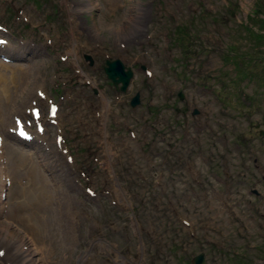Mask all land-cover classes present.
I'll list each match as a JSON object with an SVG mask.
<instances>
[{
    "label": "rangeland",
    "instance_id": "374dc122",
    "mask_svg": "<svg viewBox=\"0 0 264 264\" xmlns=\"http://www.w3.org/2000/svg\"><path fill=\"white\" fill-rule=\"evenodd\" d=\"M260 17L264 0H0V76L15 77L0 125L9 176L28 168L13 163L20 150L31 155L63 220L32 241L34 264H191L200 252L204 264H264ZM113 58L131 71L123 92L103 72ZM158 136L185 140L168 157ZM16 183L4 181L2 214Z\"/></svg>",
    "mask_w": 264,
    "mask_h": 264
},
{
    "label": "bare ground",
    "instance_id": "6f19581e",
    "mask_svg": "<svg viewBox=\"0 0 264 264\" xmlns=\"http://www.w3.org/2000/svg\"><path fill=\"white\" fill-rule=\"evenodd\" d=\"M76 48L81 49L80 42L77 43ZM34 64H35V62H34ZM4 67H6V65H0L1 69ZM23 67H25V66H23ZM29 68H30V66H29ZM8 72H9L8 80L6 79V77L4 75L0 76V125H1V122L3 119V113H5V111L6 112L8 111V113H7L8 116L12 112L14 113V111H12L13 109L11 106H13L15 104L11 103V100H13V96L11 97V94L8 93V88H9V83L10 84L15 83L14 82L15 77H14V72H12L11 68L9 69ZM6 81L9 82V83H7L8 85L5 83ZM21 81L22 80L20 79V82ZM30 82L31 81L28 80V83H30ZM35 91H36V95H39V93L41 94V91H39V90H35ZM1 92L5 93L6 96L3 97ZM15 95H16V93H15ZM19 95H20V93H19ZM7 103H10V107L7 106ZM24 110H27V104L26 103L22 104L21 109H20V113L17 114V117H19V115H21V113L23 114ZM56 114H57V112H54L51 118L55 117ZM15 116L16 115H14L12 118L13 124L16 123V122H14ZM17 128L18 127H15V130ZM37 131L39 134H42L41 129H38ZM27 136H29L28 133H26V137ZM4 137L5 136L3 135V133H0V193H2L4 191V189H6V187L4 185L5 180H6V182L10 181V183L12 184V180L14 182V178H16L18 181V183H16L18 185L17 186L18 187V189H17L18 195L15 196L16 200H15V203L13 204V207H10V211H8L6 209L4 214H2L3 207L1 204L2 199L0 198V207H1L0 208V232H3L4 236L6 234L11 236L12 233L9 232L10 230L8 228H9V223H12L15 225V227H17V229L19 228L21 234H23L24 236L28 235V237H27V239H24L21 236V234H20V236H14V241L12 243L13 245L12 244L10 245L11 249L7 245H5L7 250L3 248V252L0 254V258H2V260L5 262H7L8 260H15V261H19V264H34L33 257L37 256V249L35 247L32 248L31 244H34L35 241H38V240L42 241L43 238H46L45 236H43L42 233L48 229V227H47L48 223H50V225H52V223L55 224L56 222L62 223L63 220H62L61 216H60V220H59V217L56 214V212L52 213V211H50V206H49L50 203H48V202L50 201V198L53 197V195H52V193H50V197L46 196V195H48V193H47L48 192L47 176L42 174V171L40 170V168L38 169L35 164L30 162L31 155H27V153L25 151H21V150L19 151L18 159L17 160L13 159V163L16 164L18 161L17 166H19V165L23 166L24 165L28 168H27V170H25L24 173H21V174L14 172L15 175L13 174V179L10 178L9 171L10 170L12 171V163H11L10 167L7 166V165H9V161L7 160V157L5 156V153H4L5 147H6ZM12 153H16L15 150H13ZM13 170H14V166H13ZM16 171H18L17 168H16ZM3 173H5L4 176H2ZM23 179H24V181L22 183L21 180H23ZM60 187H62L61 184L59 182H58V184L56 183V188L61 193L63 191H65V189H60ZM41 197H43V200L38 199ZM54 197H55V194H54ZM56 202L58 203L56 206H57V209L59 210L60 205H62V203L57 201V200H56ZM75 207H76L75 203L71 202L69 204L67 210H66V215H67V212H69L70 214H72V213L75 214V212H76ZM42 212H43V214H41L42 216L39 215L40 217L38 216L39 217V219H38L37 215L42 213ZM51 213H52V215H51ZM72 219L73 218H69L70 223L73 222ZM72 225H73V223H72ZM32 241H34V243ZM42 244H43V242H42ZM23 246H26L25 250H23ZM41 249L42 248H40L39 250H41ZM18 258H19V260H18ZM38 258L40 259V257H38ZM8 263L11 264L10 261Z\"/></svg>",
    "mask_w": 264,
    "mask_h": 264
},
{
    "label": "water",
    "instance_id": "95a60500",
    "mask_svg": "<svg viewBox=\"0 0 264 264\" xmlns=\"http://www.w3.org/2000/svg\"><path fill=\"white\" fill-rule=\"evenodd\" d=\"M83 58L88 61V65H91L92 59L88 57V55H83ZM103 67L105 77L109 79L113 86L118 85V91L123 92L126 89L128 80L132 77L131 71L128 68H125V66H123L122 63L115 58H113V60H105ZM138 99V93L135 92L132 95V98L128 101L129 107H134L136 103H138ZM260 133L263 138L264 132ZM261 179L264 181V176L261 177ZM202 253L203 252L196 253V255L192 256L190 259L191 264H204Z\"/></svg>",
    "mask_w": 264,
    "mask_h": 264
},
{
    "label": "flooded vegetation",
    "instance_id": "af4514ba",
    "mask_svg": "<svg viewBox=\"0 0 264 264\" xmlns=\"http://www.w3.org/2000/svg\"><path fill=\"white\" fill-rule=\"evenodd\" d=\"M125 68H126V66H125ZM175 100H180V101H183L184 100V95H182L179 91H177L176 93H175ZM183 110H185V109H183ZM195 110V109H194ZM193 110V111H194ZM192 111V109L189 111V114L190 115H194V114H196V111L195 112H193ZM177 116H179V119L181 118V119H185V117L187 116L184 112H179L178 111V114H177ZM177 116L175 115V120H177ZM180 119V120H181ZM169 127H171V130H173L174 131V129H175V126H174V124L173 125H171V126H169ZM171 132V131H170ZM171 133H174V132H171ZM187 134V133H186ZM160 135V134H159ZM174 135V134H173ZM185 135V134H184ZM161 136V135H160ZM160 136H158L157 138H158V141H165L166 139L164 138V137H160ZM181 136V135H180ZM182 137H185V136H182ZM185 139H182V140H180V142H178V143H176L175 142V140H174V138L171 140V139H169V140H167V141H165L166 142V144H167V147L170 149V150H168V152H166V154H168V157H170V156H174L176 153H175V150H176V145L178 146V145H180V144H183V141H184ZM157 141V142H158ZM158 148H161V146H159ZM172 148V149H171ZM159 153H161L160 151L157 153V154H159ZM185 160H187V159H185ZM184 164H185V162H183L182 161V164L180 165V166H184ZM188 191H191V190H193V188H189V187H185ZM253 193H255L254 191H253Z\"/></svg>",
    "mask_w": 264,
    "mask_h": 264
},
{
    "label": "trees",
    "instance_id": "16d2710c",
    "mask_svg": "<svg viewBox=\"0 0 264 264\" xmlns=\"http://www.w3.org/2000/svg\"><path fill=\"white\" fill-rule=\"evenodd\" d=\"M254 7L256 8V10L259 9V7H257V4H255ZM259 15H260V14H259ZM259 19H260V22H261L262 24H264V20H262L261 17H260Z\"/></svg>",
    "mask_w": 264,
    "mask_h": 264
},
{
    "label": "snow or ice",
    "instance_id": "6c2138e0",
    "mask_svg": "<svg viewBox=\"0 0 264 264\" xmlns=\"http://www.w3.org/2000/svg\"><path fill=\"white\" fill-rule=\"evenodd\" d=\"M0 43H3L2 41H0Z\"/></svg>",
    "mask_w": 264,
    "mask_h": 264
}]
</instances>
